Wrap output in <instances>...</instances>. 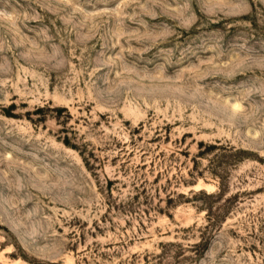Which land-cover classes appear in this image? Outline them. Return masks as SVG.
Here are the masks:
<instances>
[{
	"label": "rangeland",
	"instance_id": "374dc122",
	"mask_svg": "<svg viewBox=\"0 0 264 264\" xmlns=\"http://www.w3.org/2000/svg\"><path fill=\"white\" fill-rule=\"evenodd\" d=\"M0 264H264V0H0Z\"/></svg>",
	"mask_w": 264,
	"mask_h": 264
}]
</instances>
